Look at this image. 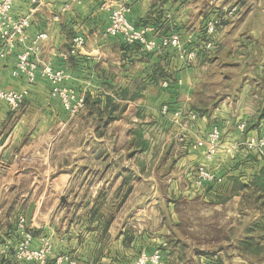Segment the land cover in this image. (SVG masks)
<instances>
[{
	"label": "crops",
	"instance_id": "crops-1",
	"mask_svg": "<svg viewBox=\"0 0 264 264\" xmlns=\"http://www.w3.org/2000/svg\"><path fill=\"white\" fill-rule=\"evenodd\" d=\"M117 1L40 0L30 8L17 0L13 6L15 16H30L29 37L48 35L39 58L66 70L63 87L99 100L104 116L105 97L124 110L97 134L81 133L80 145H63L75 133L68 132L71 119L47 80L37 74L28 86L12 75L20 47L0 59V89L28 90L16 111L0 102V138L6 135L0 146V264H35L15 258L17 219L26 220L30 203L25 227L32 248L41 237L52 244L43 264L60 256L75 264H135L140 252L155 249L164 264H247L240 243L261 212L248 208L246 198L264 160L225 150L264 129V0H130L129 22L148 39L177 34L195 53L190 64L172 49L145 54L106 36ZM211 19L220 25L207 35ZM78 35L85 38L78 53L58 58ZM164 104L169 113L181 112L184 130L161 115ZM188 113L196 119L189 121ZM213 127L221 143L208 160L193 145ZM199 165L223 177V184L195 190ZM232 180L246 189L236 191Z\"/></svg>",
	"mask_w": 264,
	"mask_h": 264
},
{
	"label": "built area",
	"instance_id": "built-area-1",
	"mask_svg": "<svg viewBox=\"0 0 264 264\" xmlns=\"http://www.w3.org/2000/svg\"><path fill=\"white\" fill-rule=\"evenodd\" d=\"M17 0H0V59L15 52L16 47L20 51L16 53V63L12 70L14 77L23 76L28 86L34 84L37 74L45 78L50 86V94L58 98L62 108L70 116H75L85 109V97L72 89L63 87V83L69 78L64 68L56 69L51 63L41 62L39 56L43 44L48 39L45 32H39L33 37H29L27 29L30 26V16H15L13 6ZM30 8L40 5V0H25ZM236 8L233 7L228 15H233ZM130 12V0H118L113 7L109 9V23L104 30V34L110 37H120L123 44L127 47H136L140 53H158L169 48L177 51L178 58L186 64L193 62L195 53L188 51L183 46L180 37L177 34L163 36L158 41L148 39L143 30L135 28L128 20ZM220 25L218 19L209 20L204 28L207 35L215 33ZM85 38L81 35L72 38L70 46L66 52L58 53V58L66 60L74 56L83 47ZM207 48L211 43L206 44ZM163 87H167V82H163ZM27 88L15 91H5L0 89V102L7 105L10 110L18 109L27 97ZM170 110L166 104L160 108V113L168 117L170 122L177 125L180 132L187 127V122L181 119L180 111ZM187 119L192 121L196 119V114L188 113ZM244 124L238 126L244 129ZM182 135V134H181ZM183 136L180 137L182 141ZM221 143V134L217 127H213L204 137L197 138L194 141V147L204 150L205 159H212L216 154ZM246 150L264 160V129H261L254 137L234 142L225 152L230 153L236 150ZM223 184V177L207 170L203 165H199L194 170L192 187L195 190H202L209 186H220ZM17 229L20 232L21 239L15 250V258L26 263L43 264L52 252V246L45 237L39 238V246L32 248L33 236L26 230L25 218L19 217L17 220ZM75 264L68 260L66 256L57 257L54 264ZM135 264H164L161 249H155L151 252L142 251L138 254Z\"/></svg>",
	"mask_w": 264,
	"mask_h": 264
},
{
	"label": "trees",
	"instance_id": "trees-1",
	"mask_svg": "<svg viewBox=\"0 0 264 264\" xmlns=\"http://www.w3.org/2000/svg\"><path fill=\"white\" fill-rule=\"evenodd\" d=\"M105 103L107 107L109 106V110H107L106 108H104V110H106V115L108 116L110 121L113 119H117L120 115V112L123 111V107L120 108L119 113L113 114V111L118 109V106L115 104H111L112 99H110L109 97H105ZM90 104L93 107L96 105L97 107H99L100 101L90 99V97L85 96V107L86 106L89 107ZM232 184L234 187H238L236 191L246 189V187L239 184L237 180H232ZM250 186L253 188L247 194L246 202L249 203V200L251 199L253 204H255L253 208H258L261 212V215L259 219L256 220L249 228L248 233L250 234V237L241 241L240 246L242 248V252L247 254L248 257L252 256L256 260V262H259V260H261L262 262V260L264 259V247L256 242L254 236L256 234L258 235L261 233L264 235V211H263L264 210V167L259 171L257 175H255L251 179ZM209 187H212V186H209ZM258 201H259V204H257ZM107 225H108V222L106 223V227Z\"/></svg>",
	"mask_w": 264,
	"mask_h": 264
},
{
	"label": "rangeland",
	"instance_id": "rangeland-1",
	"mask_svg": "<svg viewBox=\"0 0 264 264\" xmlns=\"http://www.w3.org/2000/svg\"><path fill=\"white\" fill-rule=\"evenodd\" d=\"M187 48L185 47L186 50H187ZM175 53L177 54V51H175ZM177 56H178V54H177ZM22 89H24V88H22ZM1 90H4V89H1ZM18 90H21V89H18ZM5 91H15V90H5ZM18 109H16V110H18ZM16 110H13V111H16ZM123 110H124V108H123ZM81 112H80V114L78 113L75 116H70L69 114L66 113L68 115V117L71 119V122L69 123V127H68V132H70V130L72 128V130H74L75 135H74V139L63 143V145H65L66 143H67L66 144L67 146H69V145H72V146L80 145L82 142L80 140L81 133L90 134V133L94 132L97 134L98 132L102 131L103 128H105L106 125L108 124V122L110 121V119L108 118V116L106 114H105L106 116L103 115V112L99 109V107H97V105L93 107L90 104L89 107L87 106V108L83 111V113H81ZM116 112L119 113L120 110L116 109ZM122 112H120V113H122ZM61 198H63L64 202H65V197L62 196ZM60 201H61V199H60ZM254 205L255 204H253L252 200L250 199L249 203L246 206L252 210ZM184 224L188 228L189 224H187V223H184ZM191 225H193V223ZM236 226H238V224ZM236 226H235L234 230L238 229V228H236ZM239 226H240V224H239ZM217 232H218L219 240H222V238H221L222 229H219ZM254 238H255L257 243H259L261 246L264 247V235L262 233L258 234V235L256 234L254 236ZM49 242H50V240H49ZM50 244H51V242H50ZM51 246H52V244H51ZM246 262H247V264H256V263L257 264H264V259L262 260V262H261V260H259V262H256V260L252 256H250V257L247 256Z\"/></svg>",
	"mask_w": 264,
	"mask_h": 264
},
{
	"label": "water",
	"instance_id": "water-1",
	"mask_svg": "<svg viewBox=\"0 0 264 264\" xmlns=\"http://www.w3.org/2000/svg\"><path fill=\"white\" fill-rule=\"evenodd\" d=\"M6 138V135H2L1 138H0V146L3 144L4 140ZM61 201L64 202V199L61 198ZM33 209H34V203H30L28 208H27V212H26V220H25V223L27 226L30 225V222H31V216H32V213H33Z\"/></svg>",
	"mask_w": 264,
	"mask_h": 264
}]
</instances>
